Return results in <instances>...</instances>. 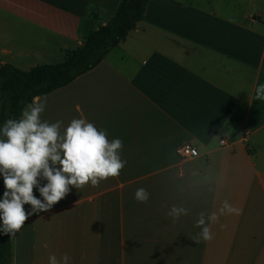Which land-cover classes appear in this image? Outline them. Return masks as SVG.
Wrapping results in <instances>:
<instances>
[{
  "label": "crops",
  "instance_id": "0c3cea01",
  "mask_svg": "<svg viewBox=\"0 0 264 264\" xmlns=\"http://www.w3.org/2000/svg\"><path fill=\"white\" fill-rule=\"evenodd\" d=\"M122 0H0V65L55 64L83 43L82 20L108 24ZM264 0H151L103 61L39 96L42 121L84 118L118 150L117 177L70 191L47 211L25 204L12 264H264ZM225 140L226 145L220 141ZM190 144L199 157L183 159ZM48 181L41 175L37 184ZM39 187L33 195L42 203ZM143 188L146 203L135 199ZM224 200L213 238L196 221ZM173 207L187 215L174 219ZM45 245H47L45 247Z\"/></svg>",
  "mask_w": 264,
  "mask_h": 264
},
{
  "label": "clouds",
  "instance_id": "9594fccd",
  "mask_svg": "<svg viewBox=\"0 0 264 264\" xmlns=\"http://www.w3.org/2000/svg\"><path fill=\"white\" fill-rule=\"evenodd\" d=\"M255 91L256 100L264 101V83L258 84ZM45 105L41 97H34L22 109L19 119H8L0 129V175L5 186L0 200V221L4 227L0 231L5 235H15L33 214L25 213V204L31 205L33 212L47 211L66 196L69 186L79 188L89 181L98 186L101 180L119 176L126 163L118 155L123 147L120 139L109 143L107 132L98 131L84 118L73 119L61 135L62 121H42ZM41 175L48 181L44 187L37 184ZM34 187H39L43 203L34 197ZM135 199L146 203L147 191L138 188ZM168 214L178 219L187 215V210L173 207ZM231 214L240 215L242 209L228 200L223 201L218 211L207 215V223L202 212L195 225L201 231L193 237L194 242L211 240L212 224L218 222L220 215ZM70 259L65 253L58 261L52 254L49 264H69Z\"/></svg>",
  "mask_w": 264,
  "mask_h": 264
},
{
  "label": "trees",
  "instance_id": "16d2710c",
  "mask_svg": "<svg viewBox=\"0 0 264 264\" xmlns=\"http://www.w3.org/2000/svg\"><path fill=\"white\" fill-rule=\"evenodd\" d=\"M151 0H122L111 21L98 28L82 20L79 32L83 43L67 52L65 59L55 64L36 66L28 71L10 64L0 68V129L10 119H19L22 109L37 96H43L71 84L80 75L100 64L105 56L122 43L144 18ZM5 191L0 175V200ZM3 222L0 221V229ZM16 235V233H15ZM0 231V264H12L13 237Z\"/></svg>",
  "mask_w": 264,
  "mask_h": 264
},
{
  "label": "built area",
  "instance_id": "2783aa9c",
  "mask_svg": "<svg viewBox=\"0 0 264 264\" xmlns=\"http://www.w3.org/2000/svg\"><path fill=\"white\" fill-rule=\"evenodd\" d=\"M220 143L221 145L227 144L225 140H221ZM178 155L183 159H193L199 157L200 152L194 146L190 144H185L178 149Z\"/></svg>",
  "mask_w": 264,
  "mask_h": 264
},
{
  "label": "rangeland",
  "instance_id": "374dc122",
  "mask_svg": "<svg viewBox=\"0 0 264 264\" xmlns=\"http://www.w3.org/2000/svg\"><path fill=\"white\" fill-rule=\"evenodd\" d=\"M215 1H219V0H215ZM221 1H230V0H221ZM24 71H27V70H24Z\"/></svg>",
  "mask_w": 264,
  "mask_h": 264
},
{
  "label": "water",
  "instance_id": "95a60500",
  "mask_svg": "<svg viewBox=\"0 0 264 264\" xmlns=\"http://www.w3.org/2000/svg\"><path fill=\"white\" fill-rule=\"evenodd\" d=\"M0 68H2V65H0Z\"/></svg>",
  "mask_w": 264,
  "mask_h": 264
}]
</instances>
